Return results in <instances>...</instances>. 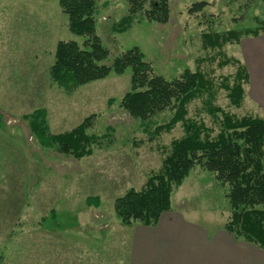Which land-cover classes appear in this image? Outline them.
Wrapping results in <instances>:
<instances>
[{"label": "rangeland", "instance_id": "rangeland-1", "mask_svg": "<svg viewBox=\"0 0 264 264\" xmlns=\"http://www.w3.org/2000/svg\"><path fill=\"white\" fill-rule=\"evenodd\" d=\"M204 1L206 7L192 14L188 9L194 1L168 0L166 24L141 18L128 31L113 34L111 24L127 15V4L96 0V30L109 51L108 65L137 47L158 75L171 79L184 70H199L217 86L236 71L231 64L219 66L221 54L237 59L239 47L232 43L220 50L204 48L202 35L264 25V0ZM59 41L81 44L83 38L69 32L58 0H0L1 264H128L135 230L120 225L114 200L128 189L143 187L148 176L160 169L171 141L182 136V128L177 124L154 141L147 139L139 121L119 106L130 90L129 70L71 94L51 84L48 70ZM22 43L46 46L24 48ZM214 104L238 117L253 112L243 103L232 106L224 90H218ZM37 109L46 110L52 134L70 131L90 115L94 119L88 134L101 136L107 128L112 132L101 148L77 161L39 146L22 119ZM187 109L189 118L215 127L202 99ZM172 113L165 111L154 120L165 123ZM225 194L209 172L195 167L173 189L171 209L201 225L220 224L230 212ZM88 197H98L99 206H87Z\"/></svg>", "mask_w": 264, "mask_h": 264}, {"label": "trees", "instance_id": "trees-1", "mask_svg": "<svg viewBox=\"0 0 264 264\" xmlns=\"http://www.w3.org/2000/svg\"><path fill=\"white\" fill-rule=\"evenodd\" d=\"M124 1L127 15L111 24L113 34L128 31L142 19L160 25L168 22V0ZM192 1L188 9L192 14L201 12L207 5L204 0ZM58 6L67 17L69 32L83 38V42H57L48 70L51 84L71 94L110 74L119 76L129 70L130 90L122 96L119 106L139 121L147 139L154 141L177 124L182 128V136L171 141L160 169L148 176L140 190L128 189L114 200L113 211L120 225L154 226L171 209L173 189L199 167L226 189L230 212L224 229L236 239L253 243L264 251V119L252 114L238 117L214 104L218 90H224L232 106L242 105L244 85L248 82L244 65L221 54L219 66L231 64L236 66V71L223 77L217 86L199 70H184L171 79L158 75L137 47L116 56L108 65L109 51L96 30V0H58ZM260 32H264V25L244 31L204 34L203 46L220 50L226 44H238L244 37H257ZM197 99H202V108L214 128L188 117L187 107ZM113 102L108 100L109 105ZM165 111H172L171 117L165 123H157L154 118ZM22 119L40 147L77 161L91 156L94 148H101L102 140L112 132L107 128L101 136L88 134L94 115L72 130L58 134L50 132L45 109L23 115ZM99 203L98 197L86 199L89 207L97 208Z\"/></svg>", "mask_w": 264, "mask_h": 264}, {"label": "crops", "instance_id": "crops-1", "mask_svg": "<svg viewBox=\"0 0 264 264\" xmlns=\"http://www.w3.org/2000/svg\"><path fill=\"white\" fill-rule=\"evenodd\" d=\"M20 46L43 48L46 43H22ZM238 47L237 59L248 76L243 105L250 106L249 110L253 111L247 114L264 119V33L242 38ZM180 213L170 209L154 226L134 224L126 227L135 230L128 264H264V251L253 243L236 239L224 229L226 220L220 224L201 225Z\"/></svg>", "mask_w": 264, "mask_h": 264}]
</instances>
